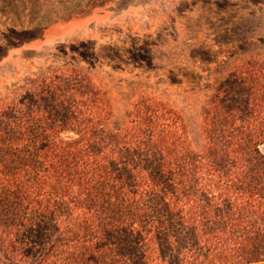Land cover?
<instances>
[{
	"label": "trees",
	"instance_id": "trees-1",
	"mask_svg": "<svg viewBox=\"0 0 264 264\" xmlns=\"http://www.w3.org/2000/svg\"><path fill=\"white\" fill-rule=\"evenodd\" d=\"M241 50L193 124L164 81L115 122L79 69L1 98L0 264H264V57Z\"/></svg>",
	"mask_w": 264,
	"mask_h": 264
},
{
	"label": "rangeland",
	"instance_id": "rangeland-1",
	"mask_svg": "<svg viewBox=\"0 0 264 264\" xmlns=\"http://www.w3.org/2000/svg\"><path fill=\"white\" fill-rule=\"evenodd\" d=\"M258 34L264 0H0V99L38 75L79 69L105 92L115 122L138 96L159 93L163 81L165 94L193 121L224 61H239L241 49L264 57ZM235 45L241 48L228 57ZM139 47L133 56L142 68L128 59ZM183 64L195 66V77L181 80L199 81L196 88L166 84L162 69Z\"/></svg>",
	"mask_w": 264,
	"mask_h": 264
}]
</instances>
